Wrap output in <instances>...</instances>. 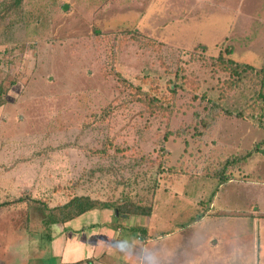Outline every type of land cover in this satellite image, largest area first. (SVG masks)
<instances>
[{
  "label": "rangeland",
  "instance_id": "1",
  "mask_svg": "<svg viewBox=\"0 0 264 264\" xmlns=\"http://www.w3.org/2000/svg\"><path fill=\"white\" fill-rule=\"evenodd\" d=\"M218 56L264 67V0H23L1 19L0 181L11 180L16 193L5 188L0 204L25 200L3 207L0 224L11 215L14 229L30 230H16L13 245L46 228L45 207L73 197L142 200L153 211L159 190L171 198L161 169L182 176L171 206L160 209L164 219L188 210L175 199L184 193L205 203L199 213L213 195L216 208L247 210L252 200L238 189H252L238 184L264 182V109L237 116L252 97L241 83L220 100L226 113L205 127L222 76L202 60ZM138 89L170 114L147 112L133 98ZM94 210L81 220L94 221Z\"/></svg>",
  "mask_w": 264,
  "mask_h": 264
},
{
  "label": "crops",
  "instance_id": "2",
  "mask_svg": "<svg viewBox=\"0 0 264 264\" xmlns=\"http://www.w3.org/2000/svg\"><path fill=\"white\" fill-rule=\"evenodd\" d=\"M6 181H0V194L10 187L14 196L12 181ZM172 185L165 189L171 198ZM238 185L252 189H238L240 196L252 200L245 211L233 210L227 202L216 208L213 195L199 213L203 202L184 193L175 199L186 201L188 210L178 212L179 220H167L160 209L170 207L171 198L162 197V189L147 216L118 218L112 209L101 208L93 211L92 222L81 220L86 213L66 224H49L44 218L46 228L31 232L36 236L19 250L12 243L16 230L28 236L30 230L28 225L14 229L17 223L10 215L0 224V264H264V182L240 179ZM185 214L192 216L182 222Z\"/></svg>",
  "mask_w": 264,
  "mask_h": 264
},
{
  "label": "trees",
  "instance_id": "3",
  "mask_svg": "<svg viewBox=\"0 0 264 264\" xmlns=\"http://www.w3.org/2000/svg\"><path fill=\"white\" fill-rule=\"evenodd\" d=\"M23 0H0V20L6 18L9 14L15 13L19 10ZM13 23H10L12 25ZM135 40L145 41L147 46L153 47L154 41L151 38L143 36L140 34H133L132 36ZM154 48V47H153ZM155 49V48H154ZM203 59L205 62L204 67L206 69L212 70L215 74L222 76L219 82L217 83L218 96L216 101H213L211 104V112L205 114V127H210L211 125H215L218 117L222 114H225V108L221 104L220 100L224 99L230 93L234 92L236 88L239 87L241 83H247L248 86L252 90V97H250V102L238 111L237 116L239 117H247L250 109H264V67L255 68L250 65L237 63L228 58H224L222 56H218L216 58L210 57L207 59ZM176 88V85L174 86ZM175 90V89H174ZM171 90V92H174ZM133 98L135 101L139 102L144 106V109L149 113H157L167 112V109L164 107L163 103L156 100V98L152 97L148 93H143L141 90H135ZM1 94V89H0ZM1 107V104H0ZM170 114L169 112H167ZM263 120H258V116L255 115L252 117L253 125L261 128ZM171 135L180 137L183 136L184 133L180 131L170 132ZM250 152L246 153L244 156L239 158V161H244L249 157ZM164 166V165H163ZM176 168H168L161 169V173L163 174L164 181L167 182L168 185H172L174 181L180 179L182 176L177 172ZM24 198H17L13 201H6L0 204V207H9L13 204L22 203ZM45 206H42V208ZM108 208L112 209L115 215L119 217L126 216H147L152 212V205H145L142 200H138L137 202H130L122 200H118L116 204H108L107 202H103L100 200H94L86 196L73 197L68 202L63 205L56 206L54 208L45 207V218L49 224H66L80 215L91 211L93 209H101Z\"/></svg>",
  "mask_w": 264,
  "mask_h": 264
}]
</instances>
